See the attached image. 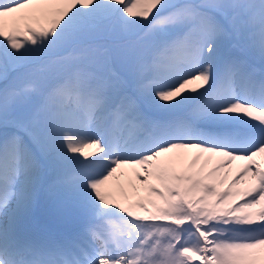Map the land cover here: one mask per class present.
I'll return each mask as SVG.
<instances>
[{"label":"snow or ice","instance_id":"snow-or-ice-1","mask_svg":"<svg viewBox=\"0 0 264 264\" xmlns=\"http://www.w3.org/2000/svg\"><path fill=\"white\" fill-rule=\"evenodd\" d=\"M0 264H264V0H0Z\"/></svg>","mask_w":264,"mask_h":264}]
</instances>
